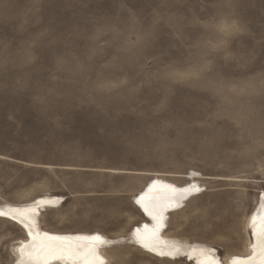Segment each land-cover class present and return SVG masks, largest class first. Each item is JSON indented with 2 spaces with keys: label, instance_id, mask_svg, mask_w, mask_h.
I'll return each instance as SVG.
<instances>
[{
  "label": "rangeland",
  "instance_id": "rangeland-1",
  "mask_svg": "<svg viewBox=\"0 0 264 264\" xmlns=\"http://www.w3.org/2000/svg\"><path fill=\"white\" fill-rule=\"evenodd\" d=\"M191 170L202 194L169 233L243 251L264 189V0H0V204L59 194L44 227L128 235L146 179ZM19 237L0 220V264Z\"/></svg>",
  "mask_w": 264,
  "mask_h": 264
},
{
  "label": "bare ground",
  "instance_id": "bare-ground-1",
  "mask_svg": "<svg viewBox=\"0 0 264 264\" xmlns=\"http://www.w3.org/2000/svg\"><path fill=\"white\" fill-rule=\"evenodd\" d=\"M198 172L191 170L190 173L183 175L186 179L177 182L159 173L152 174L143 183L133 196L132 205L138 210L143 218L140 222L133 224L128 235L108 236L98 230H52L43 226V220L49 210H57L62 207L65 198L59 194L43 193L37 194L25 201H7L0 204V212L6 215L0 216L3 220L21 231V237L17 238L13 247L14 260L12 264H42V261L29 258L28 254L35 255L34 244H39L43 239V234L47 233L50 237H60L57 241H43L52 243L62 249L65 253L63 259H52L50 264H88L92 259V248L95 243L96 253L103 258H107L109 264H119L114 252L117 247L126 240L136 247L139 251L159 260L186 259L192 260L193 264H235L237 258L244 264H262L264 262V189L260 192L258 205L246 217L245 225L248 232V242L243 251H233L220 258L217 248L202 241H189L169 233V222L171 215L183 211L188 204L195 198L201 196V184L197 180ZM195 189H199L196 191ZM144 196L143 202H138ZM184 203V206L180 208ZM144 204L152 212L145 211ZM10 216L16 222L3 216ZM162 216V227L157 228L158 221L153 216ZM255 218V220L253 219ZM29 227L26 228L24 225ZM147 225V230H145ZM137 229L139 235L149 243L150 247L145 248L138 242ZM39 233L36 241L29 235ZM99 235L103 238V243L93 242L91 237ZM128 237V238H127ZM139 243V245H136ZM253 245H256L255 249ZM24 248V255L20 249ZM161 253H164L161 255ZM44 252H40L42 257ZM117 259L113 263V259ZM130 259V258H129Z\"/></svg>",
  "mask_w": 264,
  "mask_h": 264
},
{
  "label": "snow or ice",
  "instance_id": "snow-or-ice-1",
  "mask_svg": "<svg viewBox=\"0 0 264 264\" xmlns=\"http://www.w3.org/2000/svg\"><path fill=\"white\" fill-rule=\"evenodd\" d=\"M196 191H199V189H195ZM145 200L144 196L140 197V200L138 202H143ZM144 208L146 212H149V214L151 215L152 212L150 211V209L148 208L147 204H144ZM2 215H6L3 212H0V216ZM153 219H156L158 221L157 223V228L154 229L153 231H156L159 229V227H162V216L158 217V216H153ZM255 220V218H253ZM26 228H28L29 226L27 224L24 225ZM145 230H147V225H145ZM137 237H138V242H140L142 244L143 247L145 248H149L150 245L148 242H146L144 240V238L142 236L139 235L140 230L137 229ZM29 235H31L33 237V240L36 241L37 237L40 235L39 233L33 234L31 231H29ZM62 238L60 237H50L48 236L47 233L43 234V239L39 244H34V248L36 249L35 255L33 253H29L28 256L29 258L32 259H36L37 261H42V264H50V261L52 259H63L65 257V253L62 249H60L59 247H57L55 244L52 243H44L43 241H57L60 240ZM93 242H101L103 243V238L99 235H95L93 237H91ZM256 245H253V248L255 249ZM21 255H24V248L21 247L20 249ZM40 252H44V255L41 257L40 256ZM164 253H161V255H163ZM88 264H106L105 260L103 257L99 256L96 253L95 250V243L93 245L92 248V259L89 260ZM235 264H244L243 261H241L239 258H237V260L235 261ZM262 264H264V262H262Z\"/></svg>",
  "mask_w": 264,
  "mask_h": 264
},
{
  "label": "clouds",
  "instance_id": "clouds-1",
  "mask_svg": "<svg viewBox=\"0 0 264 264\" xmlns=\"http://www.w3.org/2000/svg\"><path fill=\"white\" fill-rule=\"evenodd\" d=\"M136 244V243H135ZM136 245H139V243H137ZM99 250H100V248H99ZM99 250L97 251L98 252V255H101L100 253H99ZM102 256V255H101ZM221 258V257H220ZM104 260H105V262H106V264H109V262H108V260H107V258H104ZM60 264H65L64 262H59Z\"/></svg>",
  "mask_w": 264,
  "mask_h": 264
}]
</instances>
